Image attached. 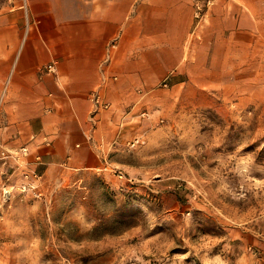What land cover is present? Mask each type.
I'll return each instance as SVG.
<instances>
[{
    "label": "rangeland",
    "instance_id": "rangeland-1",
    "mask_svg": "<svg viewBox=\"0 0 264 264\" xmlns=\"http://www.w3.org/2000/svg\"><path fill=\"white\" fill-rule=\"evenodd\" d=\"M230 71L153 66L108 174L0 189V264H264V64Z\"/></svg>",
    "mask_w": 264,
    "mask_h": 264
},
{
    "label": "crops",
    "instance_id": "crops-1",
    "mask_svg": "<svg viewBox=\"0 0 264 264\" xmlns=\"http://www.w3.org/2000/svg\"><path fill=\"white\" fill-rule=\"evenodd\" d=\"M202 2L0 0V153L26 145L51 190L69 169L108 174L153 66L264 64V0Z\"/></svg>",
    "mask_w": 264,
    "mask_h": 264
},
{
    "label": "built area",
    "instance_id": "built-area-1",
    "mask_svg": "<svg viewBox=\"0 0 264 264\" xmlns=\"http://www.w3.org/2000/svg\"><path fill=\"white\" fill-rule=\"evenodd\" d=\"M201 11L202 8L201 6L197 3L195 11H194V16L199 18L201 16ZM46 69L48 71H53L54 70V64L53 63H48L46 65ZM92 102H93V112H97L99 108H104L109 105V103L102 98V96L94 91L91 95ZM138 138H134L131 141V145H133ZM30 153L29 148L26 145H21L19 148H3L0 153V157L2 158V165H4L9 158H14L19 165H23L24 161H27V156ZM20 180L19 182H16V184L12 182H8L5 180H9L10 174L4 170L3 166H0V189H1V194L5 197L8 198L15 187L19 191H28L31 192L33 195L36 196H41L42 191L38 189L39 184L41 183V174L37 172L34 168H28L24 167L21 168L20 170ZM121 176V174H118Z\"/></svg>",
    "mask_w": 264,
    "mask_h": 264
}]
</instances>
